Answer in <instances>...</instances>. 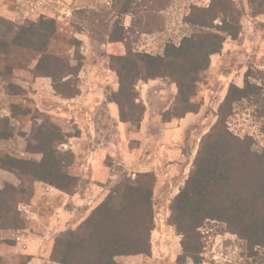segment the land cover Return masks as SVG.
I'll list each match as a JSON object with an SVG mask.
<instances>
[{
    "label": "rangeland",
    "instance_id": "obj_1",
    "mask_svg": "<svg viewBox=\"0 0 264 264\" xmlns=\"http://www.w3.org/2000/svg\"><path fill=\"white\" fill-rule=\"evenodd\" d=\"M157 1L133 0L140 3L134 20L122 14V0H0V16L7 21L0 24V38L12 35V31L6 33L8 21L18 26L51 18L56 27L47 47L50 60L39 63L34 50L15 46L3 57L0 158L9 155L38 161L41 154L31 134L50 122L64 134V142L57 146L59 159L69 163L67 171L77 178L74 189L64 192L40 180L24 184L17 170L0 163V203L17 209L13 218L0 222V251L5 254L0 255V264L26 263L27 258L17 256L20 251L13 246L23 248L29 238L34 246L46 241L41 247L44 260L32 264H56L50 260L48 247L64 239L68 230L79 232L111 188L139 172L155 176L150 244L153 241L156 248L161 239L176 244L181 236L169 224L170 205L191 182L201 139L207 138L220 115L226 127H217L242 139L251 154L264 155V114L254 99L234 101L231 109L223 104L231 84L242 87L250 81L264 87V13L253 15L248 0L215 2L225 5L233 16L239 13L240 30L236 37L225 36L220 50L210 54L208 66L199 72L191 99L199 105L196 112H186L174 123L164 120L173 105H180L177 86L168 77L138 80L125 97L118 94L119 78L112 67L116 60L111 55L162 54L167 43L178 45L194 30L205 28L190 20L206 19L208 14L199 9L211 0H169L164 8ZM145 9L150 10L145 13ZM220 23L216 19L208 28L216 30ZM109 35L123 38L110 40ZM212 139H206V146ZM215 149L220 151L219 146ZM262 162L259 177L245 183L238 170L233 179L235 188L244 194L245 207L249 205L253 212L262 208L256 198L264 195ZM258 166L260 162L251 168ZM22 186L30 193L20 192ZM243 229L236 219L228 223L205 220L199 229L204 244L201 264H264V246L246 242L237 233ZM176 246L167 250L175 251ZM122 255H116L115 261L135 264ZM175 258V264H193L182 249ZM163 262L158 264H171Z\"/></svg>",
    "mask_w": 264,
    "mask_h": 264
},
{
    "label": "trees",
    "instance_id": "obj_2",
    "mask_svg": "<svg viewBox=\"0 0 264 264\" xmlns=\"http://www.w3.org/2000/svg\"><path fill=\"white\" fill-rule=\"evenodd\" d=\"M168 1L158 0V4L162 2L159 8H164ZM248 1L253 15L264 13V0ZM122 2V14H128L136 20L140 13V3L133 0ZM215 2L216 0H211L208 6L199 9L204 15L208 14L206 19H189L191 23H198L205 27L204 29L194 30L190 35L183 37L178 45L167 43L162 54L129 51L124 55H111V59L116 60L112 67L119 78L118 94L125 97L134 90L138 80L168 77L177 86L176 98L179 99L180 105H173L164 120L182 117L186 112H196L199 105L191 99L195 95L199 72L208 66L210 54L220 50L225 36L236 37L240 30L239 13L233 16L227 13L225 5ZM149 10L142 11L148 13ZM216 19L221 21L220 27L210 30L208 27H211ZM5 22L7 24L0 16V24ZM8 24L10 26L7 27L6 33L12 31V35L7 38L2 34L0 38V72L3 57L12 46L34 50L39 54V63L50 60L47 47L50 37L56 31L53 19L42 18L37 22L29 21L18 26L9 21ZM117 27L123 29V26ZM109 38L120 40L123 37L109 35ZM250 97L264 114V87L250 81H245L242 87L231 84L223 104L231 109L234 101ZM47 124L37 126V130L31 134L37 145V152L41 154L38 161L6 155L5 158H0V163L17 170L24 184L29 180H40L61 191L69 192L74 189L77 178L67 171L69 163L61 161L58 156L57 146L64 142V134L57 125L50 122ZM218 125L226 127L222 115L218 117L212 132L210 130L206 135L207 138H213L207 145L213 149L207 148V138L201 139L194 174L191 176V182L186 183V187L191 186V190L183 187L170 205L169 224L181 236L183 254L190 257L193 264L202 263L204 244L199 229L207 219H218L226 223L236 219L245 228L241 232L237 231L240 237L252 246H264V195L256 196L262 208L256 207L253 212L249 205L245 207L247 203L242 199L243 192L233 184L234 175L238 170H241L244 181L254 176L259 177L264 155L251 154L242 139L230 134L227 128L220 129ZM215 145L220 147L217 153ZM259 162L261 167L251 168ZM154 183L155 176L150 172H139L134 178L121 179L92 211L82 227H79V232L78 229L68 230L64 239L54 242L50 260L56 264H119L114 259L116 255H149L150 234L154 228ZM19 191L29 192L25 186ZM11 198L14 199V195ZM15 207L0 203L1 223L13 218L17 211Z\"/></svg>",
    "mask_w": 264,
    "mask_h": 264
},
{
    "label": "crops",
    "instance_id": "obj_3",
    "mask_svg": "<svg viewBox=\"0 0 264 264\" xmlns=\"http://www.w3.org/2000/svg\"><path fill=\"white\" fill-rule=\"evenodd\" d=\"M179 118H182V117H179ZM169 120H171V123H174L176 118H171ZM32 240L33 239H31V238L28 239V243L25 244V246L27 245V247H25L23 245L24 247L21 248L20 247L21 245L19 246V244H16V246H13V248L15 250L20 251L19 254H16L17 256L18 255H23L22 257H24L25 259L27 258V261L24 264H30V263L32 264L34 261H37V263H38V260H40V262L44 260L43 257H41V250H42V252L44 251L43 248H41V247H42L43 244L46 243V241L42 242V245H40V246H34ZM34 243H36V242L34 241ZM151 243L152 244H151V249H150V254L149 255L134 254V255H128V256H123L122 255V257H131L133 259V261L135 262V264H151V262L158 264V263H164L163 262L164 260H165V262L172 264L173 261L176 260L175 256L177 257V255L180 254V249H182V247H181V239L178 240V242L176 244H175V240L161 239L159 244H158V246H156V248H155V245H153V241ZM173 246H176L178 248L175 251H173L172 249L167 250L168 247L172 248ZM51 249H52L51 246H49L48 247V251H49L48 255L49 256H50V253H51ZM158 249H159V251H158ZM157 254L159 256H156ZM0 255L3 256L5 254H4V252L0 251ZM157 257H159L160 259H158ZM47 261H49V260L47 259ZM182 263H185V261H181V263H178V264H182ZM173 264H175V263H173Z\"/></svg>",
    "mask_w": 264,
    "mask_h": 264
}]
</instances>
